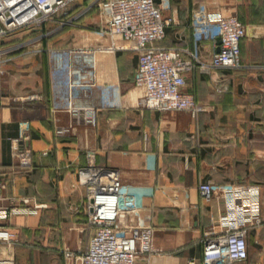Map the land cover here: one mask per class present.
I'll return each instance as SVG.
<instances>
[{
    "label": "crops",
    "instance_id": "obj_1",
    "mask_svg": "<svg viewBox=\"0 0 264 264\" xmlns=\"http://www.w3.org/2000/svg\"><path fill=\"white\" fill-rule=\"evenodd\" d=\"M98 1L74 3L67 18L74 24L65 29L58 30L56 23L23 29L5 38L0 49L38 41L47 50L113 42L124 48L121 38L98 33L107 28ZM203 4L211 14L237 16L248 34L241 41L240 69H195L189 74L184 91L206 107L197 119L188 112L144 109L146 90L135 85L138 57L127 49L97 54L94 86L70 87L89 77L87 67H72L66 56L63 67L54 68L47 51H19L5 65L6 74L0 75V222L17 234L19 243L1 246V260L65 264L64 249L88 248L91 233L81 171L90 160L117 171L124 185L139 192L155 189L154 198L141 202L155 210V252L140 256L136 264H202L201 239L218 229L220 215L228 212L231 187L260 185L264 215V0H171L172 9L164 16L177 23L156 45L196 51L203 61H211L220 50L217 39L196 38L191 27L193 12ZM49 32L54 34L40 40ZM70 96L96 108L95 126L76 122L65 110ZM25 129L31 136L32 164L17 169L12 140ZM62 129L67 133L59 135ZM201 181L213 184L211 202L199 194ZM26 198L44 208L35 215L8 214ZM248 244L249 262L238 264H264L259 259L264 255L263 230L253 229Z\"/></svg>",
    "mask_w": 264,
    "mask_h": 264
},
{
    "label": "built area",
    "instance_id": "obj_2",
    "mask_svg": "<svg viewBox=\"0 0 264 264\" xmlns=\"http://www.w3.org/2000/svg\"><path fill=\"white\" fill-rule=\"evenodd\" d=\"M78 0H0V45L23 29L41 28L56 23L58 30L74 24L67 19L69 11ZM97 7L107 28L98 30L111 38H121L127 43L124 48L97 45L85 49H45L42 41L26 43L21 47L0 49V75L15 53L49 52L54 68L63 67L69 57L72 67L84 64L88 78L73 81L70 87L94 86L96 79V57L100 52L115 53L119 49L133 51L138 57L135 85L146 90L143 108L158 113L188 112L194 119L206 111L194 95L184 91L188 76L195 69L238 70L242 67L241 41L248 28L235 15L211 14L206 5L193 12L191 27L196 38L221 39L220 51L211 61H203L200 54L178 47L157 46L166 37L169 27L177 23L176 18L164 16L171 11V0H100ZM61 16L63 18L59 19ZM49 32L40 40L50 38ZM219 92H223L220 89ZM36 99L35 96L31 97ZM65 110L76 122L96 125V108L76 103L70 96ZM67 130L58 131L64 135ZM31 136L27 129L19 138L12 140V162L14 168H27L32 164ZM81 182L86 187L87 226L91 236L85 251L64 249L65 264H136L142 255L155 252V210L145 207L142 199L154 198L155 189L139 192L122 183L117 171L96 165L90 160L81 171ZM3 183L0 182V202L3 200ZM203 201L211 202L214 187L211 181H201L198 186ZM232 200L228 212L220 215L218 229L204 233L202 264H238L249 259L248 236L253 229L264 232L263 190L260 185L229 188ZM44 208L31 199H22L8 209L9 215H35ZM129 220L124 223L122 218ZM1 219V217H0ZM19 243L16 233L0 222V247L9 248ZM0 264H14L13 260H1Z\"/></svg>",
    "mask_w": 264,
    "mask_h": 264
},
{
    "label": "water",
    "instance_id": "obj_3",
    "mask_svg": "<svg viewBox=\"0 0 264 264\" xmlns=\"http://www.w3.org/2000/svg\"><path fill=\"white\" fill-rule=\"evenodd\" d=\"M217 41H218V45L220 46L221 45V39L219 38V39H217ZM219 49H220V47H219Z\"/></svg>",
    "mask_w": 264,
    "mask_h": 264
},
{
    "label": "rangeland",
    "instance_id": "obj_4",
    "mask_svg": "<svg viewBox=\"0 0 264 264\" xmlns=\"http://www.w3.org/2000/svg\"><path fill=\"white\" fill-rule=\"evenodd\" d=\"M253 251V250H252ZM255 252V251H254ZM259 259L264 260V255L263 256H259Z\"/></svg>",
    "mask_w": 264,
    "mask_h": 264
},
{
    "label": "trees",
    "instance_id": "obj_5",
    "mask_svg": "<svg viewBox=\"0 0 264 264\" xmlns=\"http://www.w3.org/2000/svg\"><path fill=\"white\" fill-rule=\"evenodd\" d=\"M247 262H249V259H248V261Z\"/></svg>",
    "mask_w": 264,
    "mask_h": 264
}]
</instances>
